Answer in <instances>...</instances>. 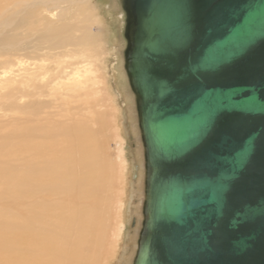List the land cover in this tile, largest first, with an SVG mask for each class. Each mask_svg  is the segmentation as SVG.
<instances>
[{"label": "water", "instance_id": "water-1", "mask_svg": "<svg viewBox=\"0 0 264 264\" xmlns=\"http://www.w3.org/2000/svg\"><path fill=\"white\" fill-rule=\"evenodd\" d=\"M117 1L145 152L133 264H264V0Z\"/></svg>", "mask_w": 264, "mask_h": 264}, {"label": "bare ground", "instance_id": "bare-ground-1", "mask_svg": "<svg viewBox=\"0 0 264 264\" xmlns=\"http://www.w3.org/2000/svg\"><path fill=\"white\" fill-rule=\"evenodd\" d=\"M77 1L0 0V115L16 116L0 120V264H85L108 243L115 173L102 154L104 126L93 131L69 109L74 99L83 111V92L100 78L76 69L66 81L65 66L38 61L75 39Z\"/></svg>", "mask_w": 264, "mask_h": 264}, {"label": "rangeland", "instance_id": "rangeland-1", "mask_svg": "<svg viewBox=\"0 0 264 264\" xmlns=\"http://www.w3.org/2000/svg\"><path fill=\"white\" fill-rule=\"evenodd\" d=\"M65 6L69 7L68 4ZM70 8H74V6L70 5ZM75 8L78 16L73 19V23L79 31L77 30L74 34L73 42L56 50L52 56L40 57L38 61L46 65L50 64L54 70L59 63L65 66L66 81H72L76 69H81L82 72L84 69H89L96 72L100 78L98 86L89 84L90 90L83 92L87 97L79 102V107L84 105L83 111L75 110L74 99H72L69 107L73 116L78 115L77 117L74 116L75 118L71 115L69 118L73 117V120H77V118L83 117V121L93 131L99 130L100 123L101 126H104V141L102 140V143L106 146L103 145L105 148L102 154H105V158L110 163L111 171L116 175V178L114 175V179L111 180L113 186L108 192L110 194V204H108L107 209L110 213V220L106 223L108 226L106 234L108 243L104 249L98 252L99 256L91 255L85 264H132L136 256L138 241L130 238L129 226L132 218L129 211L135 201H138L140 206L142 205L145 194L144 182H141L140 188L139 183L135 187L136 181L133 180L132 176L136 171V166L145 170V152L139 129L135 96L131 91L124 69L126 42L123 37L122 11L117 0H78ZM66 17L68 18L69 15ZM59 24L54 26L57 27ZM113 63L118 74L121 98L114 88L111 77L110 66ZM29 102L30 100H26L25 103ZM6 114L0 115L1 121H9L16 117L8 112ZM97 161H100V158H97ZM123 165L126 167L125 170ZM118 174H120L118 177L120 183H117ZM141 177L143 180L145 176ZM105 186L109 187L108 184ZM118 188H121V193L120 196L116 197L115 193H117ZM119 214H122L123 232L121 238L113 240L114 232L119 225ZM136 217L138 223L143 222L141 215ZM112 245H116V252L109 256L107 254L112 249Z\"/></svg>", "mask_w": 264, "mask_h": 264}, {"label": "flooded vegetation", "instance_id": "flooded-vegetation-1", "mask_svg": "<svg viewBox=\"0 0 264 264\" xmlns=\"http://www.w3.org/2000/svg\"><path fill=\"white\" fill-rule=\"evenodd\" d=\"M127 131L130 132V130H128V129H127ZM141 170H142V172H141ZM138 175H139V177H138ZM143 175L145 177H143V180H142V177L141 176H143ZM132 178H133L134 181H136L135 187L139 183L140 184L139 188H140L142 186L141 185V182L142 183L144 182V184H145V178H146L145 170L144 169H140L138 166H136V171L133 174ZM144 191H145V186H144ZM144 203H145V194H144V201L142 202V205L140 206V204L138 203V201H135V203L132 205V208L129 211V213L131 214V218H132V221H131L130 226H129V232L131 233L130 238L133 239V240L137 239V241H139L140 233H141L142 228H143V222L141 221V223H138V219H137L136 216L137 215H141L143 217V221H144V215H143ZM137 249H138V242H137ZM136 253H137V251H136Z\"/></svg>", "mask_w": 264, "mask_h": 264}]
</instances>
